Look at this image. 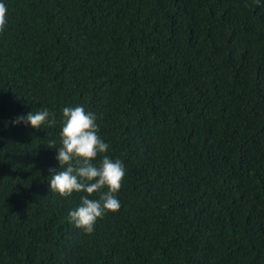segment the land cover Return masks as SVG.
<instances>
[{
  "label": "trees",
  "instance_id": "trees-1",
  "mask_svg": "<svg viewBox=\"0 0 264 264\" xmlns=\"http://www.w3.org/2000/svg\"><path fill=\"white\" fill-rule=\"evenodd\" d=\"M0 2V264H264V0ZM76 106L126 170L91 234L50 190Z\"/></svg>",
  "mask_w": 264,
  "mask_h": 264
},
{
  "label": "clouds",
  "instance_id": "clouds-1",
  "mask_svg": "<svg viewBox=\"0 0 264 264\" xmlns=\"http://www.w3.org/2000/svg\"><path fill=\"white\" fill-rule=\"evenodd\" d=\"M7 8L0 2V33L7 24ZM60 141L56 159L60 170L53 171L50 178L51 192L67 197L73 192H85L80 205L69 212L70 222L85 233L91 234L98 218L107 212H117L121 207L116 193L122 187L126 174L123 163L112 160L105 154L109 144L98 135L99 126L97 116L85 111L83 106L64 107L62 109ZM51 117V118H50ZM30 124L33 128H40L45 122L49 127L56 124L54 114L47 109L30 112L27 116L18 117L13 123ZM55 141L48 147H55ZM98 155L102 159L98 164L93 163ZM107 189V191H102ZM94 193H100L98 199H89Z\"/></svg>",
  "mask_w": 264,
  "mask_h": 264
}]
</instances>
